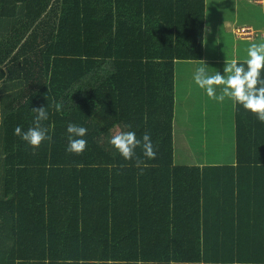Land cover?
<instances>
[{
    "label": "trees",
    "instance_id": "obj_1",
    "mask_svg": "<svg viewBox=\"0 0 264 264\" xmlns=\"http://www.w3.org/2000/svg\"><path fill=\"white\" fill-rule=\"evenodd\" d=\"M205 10L0 0V264H264V123L236 105L235 166L174 165L175 62L203 59ZM40 107L52 143L33 149L14 129ZM69 123L87 128L82 155ZM115 130L151 134L143 174Z\"/></svg>",
    "mask_w": 264,
    "mask_h": 264
},
{
    "label": "crops",
    "instance_id": "obj_2",
    "mask_svg": "<svg viewBox=\"0 0 264 264\" xmlns=\"http://www.w3.org/2000/svg\"><path fill=\"white\" fill-rule=\"evenodd\" d=\"M250 2L264 7L253 0ZM205 9L203 59L175 62L174 165L180 167H221L235 166L237 163V106H234L229 98H225L223 102L209 98L206 92L195 83L194 73L198 67L205 66L209 74L214 75L219 71L223 75V65L226 60L245 61L248 59V52L243 56L233 53L227 57L219 53L223 43L222 40H218L219 42L215 44L214 37L221 38L223 30L226 34L232 30V33L242 39H252L256 34L253 32L250 37H242L237 33L239 29L237 22L232 25L229 21L232 17L231 0H205ZM241 28L252 29L250 26ZM199 61H204L206 65H202ZM226 111L230 113L229 116L226 115ZM230 125L234 135L233 145L228 142V136H232V132L230 134L229 131ZM216 141L219 144L217 148L214 147ZM178 149L187 150V152L177 153ZM196 150H200L201 153H196ZM206 151H208L207 157ZM193 153L196 156H192ZM215 178L216 176L210 181L216 182ZM235 191H239L238 186L235 187Z\"/></svg>",
    "mask_w": 264,
    "mask_h": 264
},
{
    "label": "clouds",
    "instance_id": "obj_3",
    "mask_svg": "<svg viewBox=\"0 0 264 264\" xmlns=\"http://www.w3.org/2000/svg\"><path fill=\"white\" fill-rule=\"evenodd\" d=\"M206 65L204 61H199ZM264 69V42L253 43L248 49V59L239 63L233 59L227 61L223 68V75L217 71L214 75L209 74L205 66L198 67L194 73L195 83L206 92V95L218 102L229 98L233 105H240L246 111L251 112L257 119L264 123V78L261 71ZM222 86V87H221ZM219 93V94H217ZM57 112L61 111L62 103H53ZM49 107V105H48ZM48 107L33 108V125L23 131L18 125L14 134L20 137L33 149H38L44 141L52 143L48 127L43 122L48 120ZM131 128V125H127ZM68 145L66 151L70 154L82 155L86 150L87 141L83 139L87 135V128L69 123L67 125ZM110 144L126 161L135 160V167L142 170L149 167L145 160L136 155V149L142 148L143 156L148 160L156 158V149L153 145L151 134L145 132L142 139H138L134 131L117 130L111 136ZM77 167H83L82 164ZM16 264H21L17 261ZM60 264H73L72 261L60 262ZM137 264H143L138 261Z\"/></svg>",
    "mask_w": 264,
    "mask_h": 264
},
{
    "label": "rangeland",
    "instance_id": "obj_4",
    "mask_svg": "<svg viewBox=\"0 0 264 264\" xmlns=\"http://www.w3.org/2000/svg\"><path fill=\"white\" fill-rule=\"evenodd\" d=\"M231 3L232 17L231 20H229L230 23L234 25V23L237 22L236 25H238L239 28L250 26L252 27L253 31L255 30L254 33L256 35L252 39H242L232 33V30H230L229 34H226L225 30H223V35L221 36V38H217V36L214 37L215 44L216 42L222 40L223 44L219 49V53L222 54L223 57H227L229 55H232L233 53L239 54V56H243L248 52V49L253 43L260 44L264 42V7L256 6L254 3H251L250 0H231ZM226 115L229 116L230 113L226 111ZM229 131L230 134L232 132V136H228V142L229 144L233 145L234 135L231 125ZM214 147H219L218 141H216ZM178 150L177 153L184 151L187 152V150ZM195 152L201 153L200 150H196ZM205 153L207 157L208 151H206ZM191 155L196 156L195 153Z\"/></svg>",
    "mask_w": 264,
    "mask_h": 264
},
{
    "label": "built area",
    "instance_id": "obj_5",
    "mask_svg": "<svg viewBox=\"0 0 264 264\" xmlns=\"http://www.w3.org/2000/svg\"><path fill=\"white\" fill-rule=\"evenodd\" d=\"M256 4L264 5V0H253ZM253 30L251 28H239L237 33L242 37H250L253 34Z\"/></svg>",
    "mask_w": 264,
    "mask_h": 264
}]
</instances>
